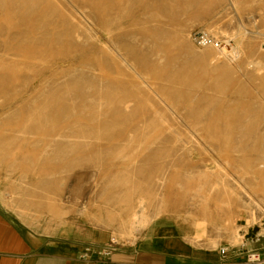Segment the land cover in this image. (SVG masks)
<instances>
[{"label":"rangeland","instance_id":"1","mask_svg":"<svg viewBox=\"0 0 264 264\" xmlns=\"http://www.w3.org/2000/svg\"><path fill=\"white\" fill-rule=\"evenodd\" d=\"M153 1L0 0V202L30 229L133 239L144 197L196 244L264 234L220 192L200 211L213 163L264 208V0ZM198 28L241 35L240 59L193 46Z\"/></svg>","mask_w":264,"mask_h":264},{"label":"crops","instance_id":"2","mask_svg":"<svg viewBox=\"0 0 264 264\" xmlns=\"http://www.w3.org/2000/svg\"><path fill=\"white\" fill-rule=\"evenodd\" d=\"M133 236L134 232L125 237ZM245 236L244 249L264 248V234ZM221 245L196 244L165 219L152 220L128 240L113 239L101 232L82 237L50 236L24 225L0 202V264H208L217 260ZM108 246L112 250L108 258L95 253L97 248ZM86 247L90 251L83 260Z\"/></svg>","mask_w":264,"mask_h":264},{"label":"bare ground","instance_id":"3","mask_svg":"<svg viewBox=\"0 0 264 264\" xmlns=\"http://www.w3.org/2000/svg\"><path fill=\"white\" fill-rule=\"evenodd\" d=\"M155 1V0H154ZM153 1V2H154ZM161 1V0H159ZM223 33V32H222ZM232 35H228L227 33H223L228 39L232 40L233 43H224V45L219 48L218 54L222 57H224L229 63H234L241 55H242V36L236 35L233 32H231ZM230 33V34H231ZM245 33V32H244ZM227 34V35H226ZM222 35V34H221ZM243 35V34H242ZM247 35V34H246ZM264 41V40H263ZM240 59V58H239ZM250 62V60H249ZM252 65H254L258 70L264 68V64L261 61L257 62H251ZM132 71V70H131ZM260 71V70H259ZM116 73V72H115ZM136 75V74H135ZM151 85V84H150ZM145 86H143L144 88ZM147 87V86H146ZM147 90V88H144ZM143 89V90H144ZM151 89V88H150ZM149 89V90H150ZM148 90V91H149ZM75 92V91H73ZM146 92V91H145ZM151 92V91H150ZM89 93V92H88ZM79 94V93H78ZM159 96V95H158ZM157 96V97H158ZM4 97V96H3ZM84 97V96H83ZM5 98V97H4ZM95 98V97H93ZM156 98V97H155ZM96 99V98H95ZM132 99V98H131ZM101 101V100H100ZM129 102V101H128ZM166 103V102H165ZM133 104V103H132ZM156 104V103H155ZM87 106V105H86ZM123 106V105H122ZM45 107V106H44ZM150 107V106H149ZM43 109V108H42ZM41 109V110H42ZM148 109V108H147ZM169 110V109H168ZM126 111V110H125ZM152 111V110H151ZM45 112V111H44ZM159 112V111H158ZM145 113V112H144ZM143 113V114H144ZM42 114V113H41ZM125 116V115H124ZM170 116V115H169ZM168 116V117H169ZM174 116V115H173ZM115 118V117H114ZM160 118V117H159ZM112 120V119H111ZM31 124V123H30ZM33 126V125H32ZM118 126V125H117ZM83 127V126H82ZM80 127V128H82ZM26 128V127H25ZM30 129V128H29ZM17 130V129H16ZM19 130V129H18ZM92 131V130H91ZM17 132V131H16ZM31 132V131H30ZM86 132V131H85ZM107 132V131H106ZM22 133V132H21ZM78 134V133H77ZM120 134V133H119ZM72 135V134H71ZM81 135V134H80ZM106 135V133H105ZM60 136V135H59ZM64 136V135H62ZM68 136V134L66 135ZM75 137V135H73ZM3 137V136H2ZM71 137V136H70ZM77 137H79L77 135ZM130 137V136H129ZM128 138V137H127ZM72 139H70L71 141ZM188 140V139H187ZM175 141V140H174ZM74 142V141H73ZM75 144V143H74ZM174 144V143H173ZM62 145V144H61ZM7 146V145H6ZM6 149V147H4ZM7 150V149H6ZM60 150V149H58ZM57 151V150H56ZM9 154V152H7ZM6 153H4V149H2V145L0 144V166L5 165L6 166V160L3 159L2 156H4ZM15 155V154H14ZM13 155V157H14ZM7 156V155H6ZM5 157V156H4ZM12 157V156H11ZM58 158V157H57ZM61 158V157H60ZM8 160V159H7ZM13 160V159H12ZM60 161V160H59ZM11 162V161H10ZM214 162V161H211ZM9 165V162H7ZM205 164V163H204ZM9 167V166H8ZM11 168V167H10ZM204 172V171H203ZM205 176L207 178H211V182L208 185V189L201 195V206L200 211L202 215H208L209 214V203L215 202L217 193H222L220 195V198L222 201H225V203H231L232 201H238L242 205V211L247 214L246 221L247 224L251 223L255 219V213H260L261 217L264 218V208L256 202L251 194L242 186L240 183H234L235 186H232L231 183H229L226 178H229V175L223 171V169L220 168V166L217 163H213V165L207 167L205 169ZM232 177V176H231ZM258 178V177H257ZM159 179V178H158ZM160 181V180H159ZM158 182V181H157ZM161 182V181H160ZM159 183V182H158ZM163 184V183H162ZM233 184V185H234ZM166 187V185H165ZM19 192V191H18ZM9 194H3L0 193V198L4 201L5 198ZM11 195V194H10ZM9 195V196H10ZM6 196V197H5ZM8 196V197H9ZM16 196V195H15ZM196 196V195H195ZM194 197V196H193ZM245 197V200L247 199L248 202L243 201V198ZM192 198V197H191ZM15 199V198H14ZM13 199V200H14ZM20 199V198H19ZM195 199V198H193ZM8 200V199H7ZM10 200V199H9ZM136 201V200H135ZM5 203V202H4ZM146 200L144 197H139L136 201L135 206H131L130 213L127 218V227L125 230L120 233L123 236H129L133 232L138 231L139 229H143L150 223V217L148 216L146 212L145 207ZM238 204V203H237ZM10 206V205H9ZM19 207V206H18ZM159 209V208H158ZM18 210V209H17ZM54 210V209H53ZM60 210V209H58ZM160 210V209H159ZM63 211V210H62ZM59 212V211H58ZM114 212V211H113ZM60 213V212H59ZM56 214V213H55ZM57 216V215H56ZM124 224V223H122ZM125 225V224H124ZM248 227V226H246ZM263 229H261V232ZM264 232V231H263ZM246 233V228L243 227H236L233 229L229 234V243L232 246H237L241 243H243L244 235ZM197 238V237H196ZM212 246L215 245V242H211Z\"/></svg>","mask_w":264,"mask_h":264},{"label":"built area","instance_id":"4","mask_svg":"<svg viewBox=\"0 0 264 264\" xmlns=\"http://www.w3.org/2000/svg\"><path fill=\"white\" fill-rule=\"evenodd\" d=\"M190 41L196 48L213 47L216 49L224 45V41L215 38L208 30L198 28L192 31ZM244 243L237 246L224 244L218 247V258L215 262L208 264H264V248L262 250H246ZM90 247H86L81 259L86 260ZM111 247H100L95 250L98 256L108 258L111 254ZM122 264V263H121ZM134 264V263H124Z\"/></svg>","mask_w":264,"mask_h":264},{"label":"water","instance_id":"5","mask_svg":"<svg viewBox=\"0 0 264 264\" xmlns=\"http://www.w3.org/2000/svg\"><path fill=\"white\" fill-rule=\"evenodd\" d=\"M257 231V228H254L253 230H250L247 234H246V238L251 237L252 235H254V233Z\"/></svg>","mask_w":264,"mask_h":264}]
</instances>
